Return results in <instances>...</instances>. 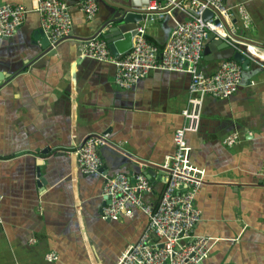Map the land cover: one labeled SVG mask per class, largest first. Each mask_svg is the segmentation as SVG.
Wrapping results in <instances>:
<instances>
[{
  "label": "crops",
  "instance_id": "1",
  "mask_svg": "<svg viewBox=\"0 0 264 264\" xmlns=\"http://www.w3.org/2000/svg\"><path fill=\"white\" fill-rule=\"evenodd\" d=\"M0 1L28 9L17 31L0 37V264H115L137 240L147 216L128 206L131 216L101 218L104 178L100 172L82 174L74 152L89 135L107 132L108 142L98 151L103 173L150 170L154 181L149 179L144 200L155 204L164 186L160 164L173 154V133L183 122L189 74L151 70L124 89L114 82L112 63L81 56L83 40L110 26L115 11L102 0L90 19L77 7L80 0H63L74 37L35 61L40 49L31 35L41 24L34 0ZM224 2L232 8L241 4L250 15L248 28L237 15L232 18L239 40L264 45V0ZM164 19L140 22L158 44H165L173 26L171 16ZM214 37L210 33L205 44ZM259 46L247 50L264 59ZM219 61L202 57L199 66L210 74ZM233 133L237 141L226 144ZM185 139L190 162L205 171L194 199L200 214L195 232L213 244L200 264H264V67L250 59L232 95H205L198 128ZM48 253L56 258L47 259Z\"/></svg>",
  "mask_w": 264,
  "mask_h": 264
},
{
  "label": "built area",
  "instance_id": "2",
  "mask_svg": "<svg viewBox=\"0 0 264 264\" xmlns=\"http://www.w3.org/2000/svg\"><path fill=\"white\" fill-rule=\"evenodd\" d=\"M77 7L90 19L97 11L98 1L80 0ZM141 8L147 11L162 9L164 11L155 13L157 17H172L173 26L161 49L147 39L146 26L139 24L132 46L126 52L113 55L106 40L96 34L83 40L79 47L80 55L112 63L115 67L114 82L124 89L133 86L151 70L186 72L189 74L188 97L181 110L183 122L173 133L174 152L159 167L158 177L164 186L158 201L151 204L144 200V194L150 192L152 186L145 173L128 175L118 171L107 175L102 170V197L109 196L110 201L102 207L101 218L117 220L123 215L131 216L128 206L140 209L147 216V224L137 240L118 254L115 264H200L208 257L213 244L211 237L195 232L200 214L194 199L203 183L205 171L190 162V146L185 133L197 130L205 95L226 98L239 88L244 79L241 64L232 58L220 60L212 73L205 74L199 66L202 51L212 33L262 67L264 59L250 54L249 47H244L243 41L233 35L232 18L235 15L244 28L251 23L250 15L241 4L232 8L224 0H148L147 5ZM34 9L53 48L70 36L72 15L65 1L34 0ZM206 9L212 15L203 19ZM174 10L182 16H176ZM27 11L22 4L0 1V37L12 36ZM237 139V133H233L227 135L224 142L231 145ZM107 142L108 133L104 131L89 135L75 150L76 166L82 174L98 172L102 166L98 151ZM2 198L0 194V202ZM46 258L52 260L56 256L48 253Z\"/></svg>",
  "mask_w": 264,
  "mask_h": 264
},
{
  "label": "water",
  "instance_id": "3",
  "mask_svg": "<svg viewBox=\"0 0 264 264\" xmlns=\"http://www.w3.org/2000/svg\"><path fill=\"white\" fill-rule=\"evenodd\" d=\"M102 1L106 4L111 5L115 11L111 15L110 17L111 19L108 21L110 26H108L107 28H104L103 26L101 30L104 29V31L101 32L100 30L98 33L106 40L108 44V48L113 55L124 53L130 49V47L132 46L133 35L136 33V27L143 20H145L146 23H152L157 21L165 22L166 20L164 18L157 17L155 14L156 12L164 11L162 9L156 11H147L141 8L142 6L147 5L148 0H128L122 4H116V3L110 4L108 0H102ZM174 12H176V10H174ZM151 13H153L152 19L150 18ZM211 15L212 12L209 9H206L202 16L203 19H207ZM224 26L227 30H229L226 24ZM233 35H235V37L240 38V36H237L236 34ZM73 37L74 36L70 34V36L67 38H73ZM31 38L35 42L33 43L34 46L36 45L40 49L39 55L37 56L35 61H40L43 58L49 57L50 55L56 53V46L54 48L53 46H51L47 36L44 34V31L41 27L34 30V32L31 35ZM241 39L243 41L244 47H257L260 45L259 47L264 48L263 44H260L259 42L251 40L249 38H241ZM216 50L218 52H216ZM202 54L204 60L206 61L232 58L241 64V67L244 70V72L247 71L250 65V58L246 54L237 50L233 45L229 44L227 41L219 37H214L211 40H209L204 45ZM2 78H4V74L0 72V80H2ZM102 170H103L102 166L98 168V172ZM36 173L38 176L41 175L39 167L36 168ZM146 176L153 183L154 179L150 170L147 172ZM41 181H43V178L38 179L39 184L41 183ZM103 198L104 201L102 202V207L105 204H108L110 201L109 196ZM105 220H111V219H105Z\"/></svg>",
  "mask_w": 264,
  "mask_h": 264
},
{
  "label": "trees",
  "instance_id": "4",
  "mask_svg": "<svg viewBox=\"0 0 264 264\" xmlns=\"http://www.w3.org/2000/svg\"><path fill=\"white\" fill-rule=\"evenodd\" d=\"M147 39L153 42L152 38L147 37ZM154 43L158 44L157 42H154ZM163 46H164V44H158V47H159L160 49H161Z\"/></svg>",
  "mask_w": 264,
  "mask_h": 264
}]
</instances>
